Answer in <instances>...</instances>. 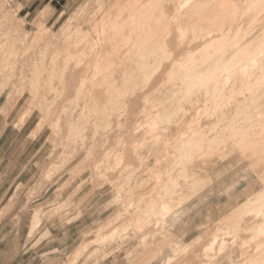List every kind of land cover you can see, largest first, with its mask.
Instances as JSON below:
<instances>
[{"label":"rangeland","instance_id":"374dc122","mask_svg":"<svg viewBox=\"0 0 264 264\" xmlns=\"http://www.w3.org/2000/svg\"><path fill=\"white\" fill-rule=\"evenodd\" d=\"M156 1L0 0V264H252L264 0H226L209 48L193 0Z\"/></svg>","mask_w":264,"mask_h":264},{"label":"bare ground","instance_id":"6f19581e","mask_svg":"<svg viewBox=\"0 0 264 264\" xmlns=\"http://www.w3.org/2000/svg\"><path fill=\"white\" fill-rule=\"evenodd\" d=\"M169 1H171L175 6L180 5V7H182V8L188 6L187 3L183 2V0H157L156 1L157 5L154 6L153 12L157 11L158 15H155V12H154V14L152 12V15H151V16H153L152 18L160 21V23L165 22L166 20H169V17L166 15V13L162 9L163 8L162 3L163 2L166 3ZM138 2H140V0H135L136 4ZM193 2H195V4L192 6H188L187 10L184 13L185 15H183V19L186 18L188 20H190V18L194 15L197 16L196 23L191 24L193 40L196 41V40L208 39L205 47L209 48V47H213L215 42H217V39H219V38L227 40L228 38L233 39L234 36L237 35V28L235 25L237 18L234 20V26H232L230 24L227 27H225L226 22L228 21L229 18H231L228 14L225 15V12L223 9V6L225 5L226 0H206V3L203 6H201L199 0H196V1L193 0ZM260 19L261 18H259L258 20H260ZM242 20H243V18L240 19V22ZM181 21H182V18L178 21V25H181ZM166 24H167V22H166ZM165 26H167V25H165ZM138 27L136 28L137 30H138ZM141 27H142V25H141ZM250 28L253 29L252 32L251 31H245L241 36H243V37L249 36L250 37L249 40H253L257 37V33L259 31H257L253 27H250ZM129 29H131V28H129ZM153 29L154 28H152V30ZM190 29H191V27H190ZM139 31H138L139 35L140 34H142V35L148 34L149 35V33H151V31L148 30V28L147 29L142 28L141 31L140 32ZM238 31H239V27H238ZM182 32L184 33V31H182ZM189 33H190V31H189ZM151 36H153V35H151ZM154 36H155V34H154ZM131 38H132V30H130L126 35L125 34L123 35V39L120 42L121 44L119 43L116 46V48H114L116 53H121L125 49L128 50V48L131 49L130 45H129V43L131 42ZM157 38L158 37L154 38V40ZM236 41L233 42V45L236 43ZM238 52L243 53L242 56L248 55L249 61L250 60L254 61V58H256V60H259L260 58H262L261 60H259V62H257L256 66L259 68L264 67V46L257 48L256 50H253V51L250 50L249 48L245 47L242 50H238ZM230 57L231 56H229L228 59ZM235 59H236V61H235L234 66L232 65V69L238 67L241 64V60L238 58V56H236ZM237 79L238 78L234 79L235 85H236ZM249 79H250V76L249 77L247 76V78L245 80H249ZM247 91H249V90H247ZM247 146H249V145H247ZM256 146H258V144H256ZM242 208L243 209L245 208L247 213L253 214V217L255 219L261 218V221L257 225H255V227L252 229L254 232V239H256V242H255V248H254V255L247 257V260H248L247 262H251L252 264H254V263L255 264H264V192L257 195L254 200L248 201ZM241 210L242 209H240V211ZM243 260H245V259H243ZM257 260H259L260 262H256Z\"/></svg>","mask_w":264,"mask_h":264},{"label":"crops","instance_id":"0c3cea01","mask_svg":"<svg viewBox=\"0 0 264 264\" xmlns=\"http://www.w3.org/2000/svg\"><path fill=\"white\" fill-rule=\"evenodd\" d=\"M28 121H29V118L19 127V129H17L18 130V132H21L24 128H25V126L27 125V123H28ZM15 124V123H14ZM12 128H14V127H12ZM245 203V202H244ZM244 203H242V204H244ZM241 204V205H242ZM240 205V206H241ZM239 206V207H240ZM8 211H6V213H7ZM6 213L4 214V215H2L1 217H0V221L6 216Z\"/></svg>","mask_w":264,"mask_h":264}]
</instances>
